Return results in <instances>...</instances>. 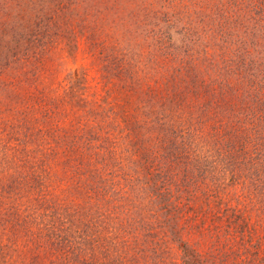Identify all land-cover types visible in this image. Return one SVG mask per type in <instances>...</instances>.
<instances>
[{"label":"rangeland","instance_id":"obj_1","mask_svg":"<svg viewBox=\"0 0 264 264\" xmlns=\"http://www.w3.org/2000/svg\"><path fill=\"white\" fill-rule=\"evenodd\" d=\"M0 264H264V0H0Z\"/></svg>","mask_w":264,"mask_h":264},{"label":"trees","instance_id":"obj_2","mask_svg":"<svg viewBox=\"0 0 264 264\" xmlns=\"http://www.w3.org/2000/svg\"><path fill=\"white\" fill-rule=\"evenodd\" d=\"M170 143L168 144V149L169 150H172L173 149V144L172 143H174L175 141H169ZM175 144V143H174Z\"/></svg>","mask_w":264,"mask_h":264}]
</instances>
